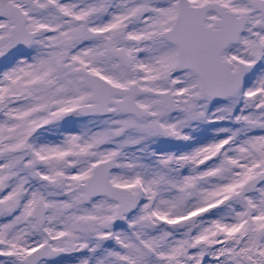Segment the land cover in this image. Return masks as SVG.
Listing matches in <instances>:
<instances>
[{"label":"snow or ice","instance_id":"6c2138e0","mask_svg":"<svg viewBox=\"0 0 264 264\" xmlns=\"http://www.w3.org/2000/svg\"><path fill=\"white\" fill-rule=\"evenodd\" d=\"M0 264H264V0H0Z\"/></svg>","mask_w":264,"mask_h":264}]
</instances>
